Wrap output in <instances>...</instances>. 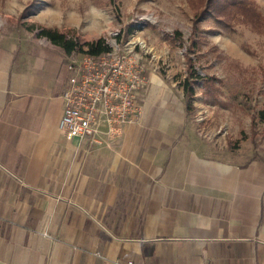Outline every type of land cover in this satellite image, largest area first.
I'll return each mask as SVG.
<instances>
[{
    "label": "crops",
    "instance_id": "crops-1",
    "mask_svg": "<svg viewBox=\"0 0 264 264\" xmlns=\"http://www.w3.org/2000/svg\"><path fill=\"white\" fill-rule=\"evenodd\" d=\"M72 55L0 34V264H264V160L211 156L166 88L118 137L68 141Z\"/></svg>",
    "mask_w": 264,
    "mask_h": 264
},
{
    "label": "rangeland",
    "instance_id": "rangeland-1",
    "mask_svg": "<svg viewBox=\"0 0 264 264\" xmlns=\"http://www.w3.org/2000/svg\"><path fill=\"white\" fill-rule=\"evenodd\" d=\"M201 1L0 0V34L39 37L50 28L80 44L102 38L114 51L129 49L144 79L139 106L151 89L166 88L182 98L185 123L211 156L264 160V0H249L259 25L231 9L195 22ZM192 71L201 78L191 79Z\"/></svg>",
    "mask_w": 264,
    "mask_h": 264
},
{
    "label": "built area",
    "instance_id": "built-area-1",
    "mask_svg": "<svg viewBox=\"0 0 264 264\" xmlns=\"http://www.w3.org/2000/svg\"><path fill=\"white\" fill-rule=\"evenodd\" d=\"M65 69L69 75L58 130L68 141L101 144L103 138L118 137L124 125L137 118L144 79L129 49L72 55Z\"/></svg>",
    "mask_w": 264,
    "mask_h": 264
},
{
    "label": "trees",
    "instance_id": "trees-1",
    "mask_svg": "<svg viewBox=\"0 0 264 264\" xmlns=\"http://www.w3.org/2000/svg\"><path fill=\"white\" fill-rule=\"evenodd\" d=\"M201 1V0H200ZM202 8L195 13V22L198 21L204 14L212 12L214 15H224L227 9H231L239 13L243 18L248 19L254 25H259L258 14L249 6V0H202ZM28 30H33V27H28ZM39 37L45 38L51 44L60 47L65 54L73 53L88 54L98 56L107 53L111 47L106 44L104 39L98 38L91 42L80 44L74 37H69L66 33L59 32L56 29L41 28L38 33ZM201 78L196 75V72H191V79ZM184 99L187 110L191 109V99L194 95L192 80H186L183 85ZM258 117L264 122V110L260 111Z\"/></svg>",
    "mask_w": 264,
    "mask_h": 264
}]
</instances>
